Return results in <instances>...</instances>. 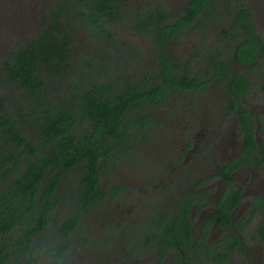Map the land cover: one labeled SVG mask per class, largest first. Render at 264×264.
<instances>
[{
  "label": "trees",
  "instance_id": "obj_1",
  "mask_svg": "<svg viewBox=\"0 0 264 264\" xmlns=\"http://www.w3.org/2000/svg\"><path fill=\"white\" fill-rule=\"evenodd\" d=\"M123 2L55 0L47 5L49 15L40 29L17 42L0 67V264H36L35 254H47L53 236L59 238L67 256L73 236L80 235L85 240L92 237L89 231H82L78 221L83 208L107 198L108 193L103 192L106 187L100 186V174L135 156L139 130L155 134L156 130L149 126L151 111L170 98V90L203 89L211 81L195 80L187 74L177 78L164 52L165 59L160 58L157 73L149 67L144 75L131 70L125 76L111 77L106 67L113 55L108 52L109 44L103 45L102 41L114 39L117 30L112 29L113 24L127 27L133 35L154 38L160 51L168 47L167 39L173 30V24L166 20L174 15L167 12L163 1L155 0L148 8L130 14L120 11ZM205 4L206 0H189L182 13L175 14L180 19L179 26L191 15L194 18ZM238 19L250 23L249 10L237 11ZM73 20L82 27L79 33L83 36V50L79 52L75 50L74 37L79 35L72 28ZM249 26L254 31L252 24L245 25L247 33L251 31ZM233 36L238 33L226 35ZM242 42L244 50L237 45L234 57L241 52L242 57L248 56L246 51L252 41ZM123 45L133 58L140 55L134 44L126 40ZM123 54L121 48L115 58ZM226 67L227 63L219 72L222 77ZM238 82L236 85L230 81L229 89L234 94L245 93L248 80ZM7 86L12 92L19 91L28 110L21 109L13 115L12 97L1 94ZM239 111L246 145L255 148L250 116L245 109ZM162 122L157 120L155 124L161 126ZM70 177H76L77 182L72 193L55 196L57 183ZM121 189L115 186L110 192L116 194ZM238 198L239 193L233 191L226 203L234 205ZM67 199L72 215L60 218L55 211L57 204ZM188 223L186 217L178 225ZM48 226L52 227L50 232ZM163 228L157 241L162 251L168 238L180 236L177 229L172 233L171 226ZM260 233L264 240V227Z\"/></svg>",
  "mask_w": 264,
  "mask_h": 264
},
{
  "label": "flooded vegetation",
  "instance_id": "obj_2",
  "mask_svg": "<svg viewBox=\"0 0 264 264\" xmlns=\"http://www.w3.org/2000/svg\"><path fill=\"white\" fill-rule=\"evenodd\" d=\"M43 1L39 8L33 6L24 8L20 6L21 2H14L20 3L17 7L21 10L22 19L27 22L31 21L29 25H26V31L33 26L32 21L40 16L43 17V21L48 18L49 7L47 5H52L55 0L46 3ZM154 1L148 0L144 7L148 8ZM161 1L166 4L167 12L174 15L166 20L173 24L170 38L167 39L168 47L160 51L154 38L151 37L150 39L147 35L140 36L130 33L132 37L127 38V42L133 41L132 44L140 50V55L133 58L126 46L124 51L126 60L132 67L138 66L140 63L144 64L140 69L142 75H144V71L149 69L150 65L155 66L152 72L157 73L160 68V58L165 59L164 52L170 59L173 66L172 71L177 78L187 74L189 78L192 77L195 80H211L205 85V88L207 85L214 84L223 89V93L217 96L216 102L221 101L223 103L220 122H224L228 127L218 126L217 123L206 126L208 134L204 141V148L208 151L207 153L206 151L202 152V157L198 158L203 163L193 161L190 157L167 162L166 167L169 165V168H166L167 172L164 174L166 180L163 183L161 181L165 177L157 180V184L164 185L157 195L154 192L155 189L150 188L151 185H154L151 183L153 179L149 178L150 175L144 177L139 187L136 188L132 185L129 187L121 185L120 179L115 180L116 178L113 176L112 179L109 178L112 175L110 171L119 166L129 165L130 160L133 161L134 157L128 159L129 162L123 165L110 166L107 171L100 174V186L106 187L103 191L108 193L106 197L114 200L124 192H128L130 197L133 196L134 192L146 194L145 201L139 204L136 210V213L143 214L127 222L124 221L122 223L124 227L118 231V237L116 236L113 241L111 235L115 231L111 226L110 219L115 209L108 199L106 206L111 209L107 208L103 213L104 217L110 213L107 217L109 219L104 218L103 220L105 236L96 238L93 234L92 237L89 239L87 237L85 240L77 235V240L84 247L93 244L92 239H94L96 244L103 246L105 251L108 248L113 249V258L99 259L97 262L95 260L96 264H233L231 260L234 257H236L235 264H263L264 240H262L260 233V229L264 227L263 84L259 86L263 95L253 94L257 100L262 98L260 113H256L254 112L255 109L250 108L252 103L250 99H253L250 96L254 85L253 80H264V73L262 72L264 69V35L255 18L256 8L254 7V4L260 5L263 0H256V3L253 4L251 0H229L231 2L225 0L223 3L219 2L220 0H210V2L206 0V4L198 9L194 18L191 15L190 19L180 26V19H177L175 14H181L189 0H171L170 3L167 0ZM125 3L127 0H124L122 4ZM169 7L173 12L170 11ZM244 8L250 12V23L244 22L243 19L236 20L237 11H242ZM184 17L186 16L184 15L182 18ZM236 21H238L237 24ZM250 24L253 25L254 31L249 26L251 31L247 33L244 26ZM209 28H211L212 33H208ZM36 32L37 28L26 35V38ZM234 32L238 33V36L226 37L227 34ZM193 34L197 36L189 38ZM242 37H244L242 41H252L253 44L251 43L247 48L248 56L242 57L241 52L238 53L240 55L234 57L236 56L237 45L241 46V50L245 48L244 43L239 40ZM133 38L139 43L136 44L132 40ZM21 40L17 37L13 38V42L7 50H4L5 46L0 42V54L4 51L0 55V67L9 56L14 45ZM102 43L107 45L109 42L103 39ZM119 44L122 45L123 41L121 40ZM253 47L256 49L255 52ZM237 59H248V61L241 62ZM199 60L201 61L200 71L195 66ZM117 61L120 62L121 59ZM225 63H227L226 74L224 72L225 76L222 77L219 72ZM232 80L236 85L240 83L239 80H248L246 92L242 94L232 93L229 89ZM199 90L202 89L174 88L169 91L168 95L171 97L175 93ZM255 91L257 90L255 89ZM166 101L160 102L155 110L163 107ZM242 109H245L247 115L250 116L249 121L253 125L255 148L246 145L244 134L241 132L244 130V124L240 121L239 110ZM19 112L22 111H16V113ZM228 117H231L230 120L227 119ZM145 119L147 121L149 117ZM149 126L152 127V124ZM230 128L233 129V135L230 134ZM27 129L33 133L31 128L27 127ZM38 136V134L34 135V141ZM199 141L201 140L199 139ZM186 143L188 144V141ZM192 147L193 144H190V149ZM182 160L188 162H181ZM192 164L200 169L201 175L193 176L191 173L182 176L184 172L191 169ZM177 170L178 173L176 174ZM174 173L175 175H172ZM130 177L137 178L132 173H130ZM76 184V177H70L67 181L60 180L55 187L57 193L54 195H64L66 191L72 193L73 186ZM115 186L123 189L116 194L115 191L110 192ZM233 191L239 193V198L234 205H229L226 202ZM100 202L96 206H87L82 209L78 221L80 228H82L88 212H94L96 209L104 207L100 206ZM228 207L230 208L225 212L224 210ZM55 211L60 213V218L70 217L72 210L69 200H62L57 204ZM186 217L189 218L188 225H178ZM98 219L102 220L103 218H98V216L92 218V224L100 222ZM92 224L90 223V226ZM160 225L163 227L171 226L172 233L177 229L180 235L168 238L166 242L169 243L165 245L163 251L162 246L157 245V241L161 239L159 232L164 229L162 227L161 230ZM176 225L178 226L176 227ZM51 230L52 227H49V232ZM89 232L91 233L90 230ZM72 238L75 239L74 236ZM150 241L153 243L149 244ZM110 243H114V246ZM67 261L69 262V260ZM71 262L74 264L73 261Z\"/></svg>",
  "mask_w": 264,
  "mask_h": 264
},
{
  "label": "rangeland",
  "instance_id": "obj_3",
  "mask_svg": "<svg viewBox=\"0 0 264 264\" xmlns=\"http://www.w3.org/2000/svg\"><path fill=\"white\" fill-rule=\"evenodd\" d=\"M15 1L21 2V4H19L24 8L28 6L39 8L43 0H0V42L4 44V50H7L10 47L13 42V38L17 37L19 40L25 39L26 35L33 32L36 28L37 30H39L45 22L43 21V17L41 18L40 16L36 20L32 21L33 26L26 31V25H29L31 21L27 22L22 19L21 10L17 7V5L19 4L17 2L14 3ZM48 1L50 0H44L43 2L46 3ZM224 1L225 0H220L219 2L223 3ZM227 1L231 2L229 0ZM147 2L148 0H127V3L122 4L120 11L122 13L126 12L127 14H130L134 11L141 10ZM167 2L170 3L171 0H167ZM251 2L252 4L256 3V0H251ZM254 5V7L256 8L255 18L264 35V0L260 5ZM170 11L173 12L171 8ZM22 24L23 26H21ZM72 25L73 30H75L76 34L79 35L74 37V39L76 40L75 50L76 52H79L83 50L81 49V47L83 46L81 45L83 36H80L79 33L80 31H82V27L80 26V22L75 20H73ZM112 27V29L117 30V32L115 33V37H113L114 39L109 40L108 52L111 51L110 55H113L114 57L110 56V60L107 61L106 70L111 73L110 76L113 78L125 76L131 70L135 71V73L138 74L144 64L140 63L138 66L132 67L131 65H129L128 61L125 58L126 54L115 58L119 55V51L121 50V48L122 51H125V47H122V45L119 44V40L126 41L127 38L132 37V35L129 33V30L125 29L127 27L123 28L122 25L114 26L113 24ZM208 33H212L211 28H209ZM196 36V34H193V36L189 38H194ZM132 40H134L136 44L139 43L134 38ZM132 42L133 41L128 42V44H132ZM3 52L4 51H2L1 54ZM118 59H121V61L118 62ZM125 62L128 64L127 67H125ZM195 66L198 68V71H200L201 61L199 60L197 63H195ZM149 67L151 69H155V66L150 65ZM262 72L264 73V69ZM253 81L254 85L252 87V92L250 95L253 99H250L252 100L250 108L255 109L254 112L260 113V109L262 107V98H259L257 100V98H254L253 94L263 95V93L259 89V86L261 84L264 85V80ZM255 89L257 91H255ZM17 91L18 90L12 92L9 89V86H7L5 89L2 88L1 91V94L10 95L12 97V105L15 107L13 115L16 113V111H19L21 109L28 110V104L25 101L21 102V95H19V91ZM222 93V88H219L214 84H210L207 85V88L196 92L184 91L175 93L169 98V100L164 103L163 107H161L159 110H150L152 120L151 124L153 130H156L155 134L148 135L146 131L139 130V138L135 140L137 147H135L134 149L135 156H133V161L130 160V164L124 167L119 166L114 168L112 171H110L112 172V175L109 178L112 179L113 176L114 178H116L115 180L120 179L121 185L125 187H129V185H132L136 188L137 186L139 187L142 180H144V177L150 175L149 178L153 179L151 183H154V185H151L150 188L152 187V189H155L154 192L157 195L164 186L162 184H157V180H161L163 177H165L164 174L167 172L166 168H169L168 164V166L166 167L167 162L169 163L171 160L185 159L187 157H190V159L193 161H199L203 163V161L198 158L202 157V152L206 151L207 153L208 151L206 148H204V141L207 138L208 134L206 126H208V124L216 123L218 124V126H227L224 122H220L223 103L221 101L216 102L217 96ZM208 112L209 115L207 116ZM229 118L231 117H228L227 119ZM157 120L163 121L161 126H157V124H155ZM230 134L233 135L232 128H230ZM199 139L201 141H199ZM186 141H188V144L186 143ZM190 144H193L192 149H190ZM140 162H142V164L139 165ZM181 162L188 161L182 160ZM130 173L137 176V178L130 177ZM177 173L178 170L176 174ZM191 173L193 176L201 175L200 169H197V167L192 164L191 169L184 172L182 176H186ZM172 175H175V173ZM165 180L166 177L161 182L163 183ZM108 199L111 201V205L115 209V212L111 214L110 219V221L112 222L111 226L115 231V233L111 235L113 236L112 240L114 241L119 233L118 231L124 227L122 224L124 221L127 222L132 218L138 217L139 215L143 214L136 213V210L137 206L145 201L146 194L134 192L133 196L130 197L128 192H124L114 200L110 198L101 200L100 206H104L103 208H98L96 209V211L88 212V214H86L82 225L83 232L90 230L92 235L94 234L96 238H102L105 236L103 220L104 218H107L110 213L105 217L103 213H105V209L110 208L106 206V201ZM97 216L98 218L101 217L103 219H98V221L100 222L92 224L93 221L91 219L97 218ZM90 223L92 224L91 226ZM74 237L75 239L72 240V248L69 253V257L66 260L61 261L60 264H63L64 262V264H73L71 261H73L74 264H96L99 259L103 260L106 258H113V249L108 248L105 251L103 246L96 244V241L94 239H92L93 244H89L87 245V247H84L82 243L77 240L78 237ZM110 244L114 246V243ZM67 260H69V262ZM235 260L236 257H234L231 262L235 264Z\"/></svg>",
  "mask_w": 264,
  "mask_h": 264
},
{
  "label": "clouds",
  "instance_id": "obj_4",
  "mask_svg": "<svg viewBox=\"0 0 264 264\" xmlns=\"http://www.w3.org/2000/svg\"><path fill=\"white\" fill-rule=\"evenodd\" d=\"M37 264H56L61 259H67V254L61 248V242L58 237L53 236L48 245L47 254L37 252L34 256Z\"/></svg>",
  "mask_w": 264,
  "mask_h": 264
}]
</instances>
